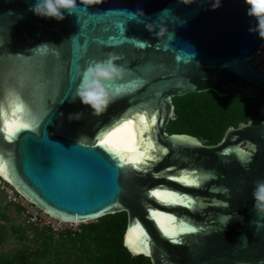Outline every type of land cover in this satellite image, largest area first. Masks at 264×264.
I'll return each instance as SVG.
<instances>
[{"label": "water", "instance_id": "95a60500", "mask_svg": "<svg viewBox=\"0 0 264 264\" xmlns=\"http://www.w3.org/2000/svg\"><path fill=\"white\" fill-rule=\"evenodd\" d=\"M35 2L0 0V102L14 89L32 123L12 142L0 135V178L61 221L126 210L124 247L152 264H262L252 192L264 180V39L245 0H77L63 20L36 15ZM109 55L128 71L104 82L113 102L97 116L74 76ZM207 90L261 96L258 117L214 145L165 132L172 97ZM108 133L121 153L100 143Z\"/></svg>", "mask_w": 264, "mask_h": 264}, {"label": "trees", "instance_id": "16d2710c", "mask_svg": "<svg viewBox=\"0 0 264 264\" xmlns=\"http://www.w3.org/2000/svg\"><path fill=\"white\" fill-rule=\"evenodd\" d=\"M261 102V96H218L212 90L175 96L173 115L165 125V132L190 135L204 145H214L220 142L227 126L237 127L238 123L258 117ZM126 225L127 211L122 210L57 236L46 228L28 226L41 240L34 245L23 244L11 255L0 254V264H152L148 256L130 254L124 247ZM14 231L19 232L18 228ZM17 234L20 239L27 237L23 232ZM4 240L0 224V245Z\"/></svg>", "mask_w": 264, "mask_h": 264}, {"label": "clouds", "instance_id": "9594fccd", "mask_svg": "<svg viewBox=\"0 0 264 264\" xmlns=\"http://www.w3.org/2000/svg\"><path fill=\"white\" fill-rule=\"evenodd\" d=\"M95 2L98 0H80L82 4ZM184 3H190V0H184ZM245 3L249 6L247 14L257 21L256 26L250 28L249 31L257 32L259 37L264 39V0H245ZM219 6L220 0H213L212 7ZM77 8V0H36L32 11L38 16L63 20L62 10L72 13ZM117 59L118 57L109 55L106 59L93 61L85 64L82 68L79 66L76 68L74 79H78L79 83L74 96L79 97L83 104L90 106L93 115L103 114L113 102L104 82L120 80L128 71L124 65L115 63ZM42 87H44L43 84L36 85L37 89ZM30 118L29 105L14 89L9 90L5 101L0 102V135L8 142L14 141L21 132L32 128ZM252 195L255 201V211L258 215H264V180L255 182Z\"/></svg>", "mask_w": 264, "mask_h": 264}, {"label": "built area", "instance_id": "2783aa9c", "mask_svg": "<svg viewBox=\"0 0 264 264\" xmlns=\"http://www.w3.org/2000/svg\"><path fill=\"white\" fill-rule=\"evenodd\" d=\"M254 63L259 70L264 72V40L260 44L254 57ZM0 192L4 195V202L18 208V211L30 228H46L51 234L57 236L63 231L71 230V223L54 218L36 205L30 203L7 182L0 178Z\"/></svg>", "mask_w": 264, "mask_h": 264}, {"label": "rangeland", "instance_id": "374dc122", "mask_svg": "<svg viewBox=\"0 0 264 264\" xmlns=\"http://www.w3.org/2000/svg\"><path fill=\"white\" fill-rule=\"evenodd\" d=\"M202 142L201 140H198ZM203 143V142H202ZM5 213V214H4ZM2 215L8 216L3 217ZM93 221V220H90ZM90 221L78 223V222H70L71 228L73 230H79L81 227V224H86ZM0 224L3 225V229L5 232V240L0 245V254L2 255H11L16 250H18L23 244L26 245H34L36 241H40V237L36 236L31 229L28 227V225L25 223V221L22 219L18 208L15 206L6 204L4 202V195L0 192ZM19 230V232H15L14 229ZM23 232L25 234V238L20 239L18 238V234ZM53 260V259H52Z\"/></svg>", "mask_w": 264, "mask_h": 264}, {"label": "snow or ice", "instance_id": "6c2138e0", "mask_svg": "<svg viewBox=\"0 0 264 264\" xmlns=\"http://www.w3.org/2000/svg\"><path fill=\"white\" fill-rule=\"evenodd\" d=\"M140 120H144V117L143 116H140L139 117ZM152 122L155 123V117H152ZM128 124H131V121H127L125 125H122L123 126H127ZM112 134L111 133H108L106 135L103 136V138L100 140V143L106 147H108L111 151H114V152H117V153H121L122 152V149L115 146L114 144H112L110 142V136ZM133 143H135V136L133 138ZM143 153L139 156V157H130V160L134 163H140L141 162V158L143 157ZM3 171V166L0 165V172ZM154 196H156L157 198L161 199V200H170L172 199V194L169 193V192H166V191H156L153 193ZM161 225H163V221L161 220L160 221Z\"/></svg>", "mask_w": 264, "mask_h": 264}]
</instances>
